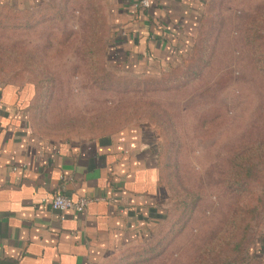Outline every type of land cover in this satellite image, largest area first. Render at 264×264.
I'll return each instance as SVG.
<instances>
[{
  "label": "rangeland",
  "instance_id": "obj_1",
  "mask_svg": "<svg viewBox=\"0 0 264 264\" xmlns=\"http://www.w3.org/2000/svg\"><path fill=\"white\" fill-rule=\"evenodd\" d=\"M207 4L195 53L162 71L110 54L104 0L0 5V87L40 138L140 125L157 155L160 221L103 264H264V0Z\"/></svg>",
  "mask_w": 264,
  "mask_h": 264
},
{
  "label": "crops",
  "instance_id": "obj_2",
  "mask_svg": "<svg viewBox=\"0 0 264 264\" xmlns=\"http://www.w3.org/2000/svg\"><path fill=\"white\" fill-rule=\"evenodd\" d=\"M46 1L0 4L24 9ZM207 3L152 0L145 11L136 0H104L110 54L141 71L170 69L174 57L188 54ZM21 91L0 87V264H103L148 238L162 211L157 155L145 128L128 125L89 142H48L35 132ZM59 192L91 203L80 214L53 211Z\"/></svg>",
  "mask_w": 264,
  "mask_h": 264
},
{
  "label": "built area",
  "instance_id": "obj_3",
  "mask_svg": "<svg viewBox=\"0 0 264 264\" xmlns=\"http://www.w3.org/2000/svg\"><path fill=\"white\" fill-rule=\"evenodd\" d=\"M138 6L142 10H149L152 5V0H136ZM91 201L88 198H79L77 201H74L72 198L68 197L66 193L59 192L52 201L50 202V207L53 211L56 212H68L73 211L76 213L85 212Z\"/></svg>",
  "mask_w": 264,
  "mask_h": 264
},
{
  "label": "trees",
  "instance_id": "obj_4",
  "mask_svg": "<svg viewBox=\"0 0 264 264\" xmlns=\"http://www.w3.org/2000/svg\"><path fill=\"white\" fill-rule=\"evenodd\" d=\"M0 5H1V4H0ZM2 6H4V7H10V6H7V5H2ZM40 6H42V4L37 5V6L33 7V8H39ZM207 6H208V5H207ZM206 10H207V9H206ZM204 17H205V15H204ZM204 17H203V19H202V21H201V28H200V30H199L198 36L196 37V39H195V41H194V44H193L192 49H191V52H190L189 54H185V55H184L185 57H186V56L193 55V54L195 53V50H196V48H197V42L199 41V39H200V35H201V32H202V30H203ZM185 57H184V58H185ZM171 68H175V67H171ZM171 68H170V69H171ZM134 74H135V73H134ZM142 74L149 75V74H151V73H142ZM160 185H161V175H160Z\"/></svg>",
  "mask_w": 264,
  "mask_h": 264
}]
</instances>
